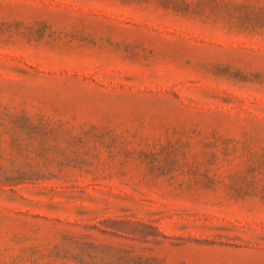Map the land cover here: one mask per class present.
Listing matches in <instances>:
<instances>
[{
    "label": "rangeland",
    "instance_id": "374dc122",
    "mask_svg": "<svg viewBox=\"0 0 264 264\" xmlns=\"http://www.w3.org/2000/svg\"><path fill=\"white\" fill-rule=\"evenodd\" d=\"M0 264H264V0H0Z\"/></svg>",
    "mask_w": 264,
    "mask_h": 264
}]
</instances>
